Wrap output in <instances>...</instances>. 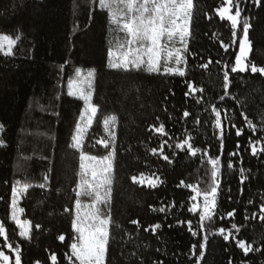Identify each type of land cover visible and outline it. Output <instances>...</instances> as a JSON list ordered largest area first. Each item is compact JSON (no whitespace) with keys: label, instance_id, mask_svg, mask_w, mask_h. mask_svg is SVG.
<instances>
[{"label":"trees","instance_id":"1","mask_svg":"<svg viewBox=\"0 0 264 264\" xmlns=\"http://www.w3.org/2000/svg\"><path fill=\"white\" fill-rule=\"evenodd\" d=\"M221 5L222 0H198L193 20L195 39L189 44L193 55L188 57L187 75L180 77L108 68L111 39L108 17L106 12L93 9L90 0L87 4L85 0H0V34L20 37L13 57L0 55V123L5 125L3 139L7 145L0 147V197L4 198L0 201V221L5 222L10 242L22 247V264H33L36 260L51 264L48 259L51 254H56L62 264H68L64 253L70 252L67 245L74 235L73 217L63 209L73 207V189L79 180V153L71 147V137L83 102L67 96L66 86L70 79H75L76 68L96 72L93 103L99 111L86 135L85 152L97 157L108 154L96 141L107 135L103 119L109 115L118 118L111 200L114 225L107 264H138L140 258L144 264L159 260L164 264H194L196 257L190 248L198 238L187 231V224L180 225L177 221L191 220L195 229L199 212L187 210L195 203L191 200L195 192L191 187L178 185L184 181V185L206 189L211 183L208 157L219 156L222 165L212 231L218 232L223 227L232 231L236 239L259 243L264 223L244 217L259 213L264 203V156L253 157L248 148L250 135L264 141V77L232 73L234 91L230 92L237 99H219L222 64H234L238 53V46L228 53L220 46L221 41L229 44L231 40L230 22L221 20L215 12ZM242 7L244 14L253 17L250 60L264 66V6L254 7L248 0ZM208 59L213 61L208 69L198 67ZM221 59V64L215 63ZM185 80L205 88L204 94H196L203 95L201 104L185 96ZM211 104L226 109L231 122L244 130L240 136L235 129L226 132L222 153L214 135L218 130L214 127V114H210ZM185 110L198 115L201 124H194L191 117L183 118ZM242 111L256 124V132L247 128ZM161 123L168 136L150 130ZM186 134L194 138V146L207 149L208 157L201 159L199 153L191 157L175 147ZM165 140L168 143L164 145V154L173 159L171 165L159 154V146ZM152 148L158 149L157 155H152ZM234 151L239 155L230 156ZM229 162L235 167L228 168ZM241 167L250 170L246 171L249 179L243 184ZM46 175L51 180L48 188L35 187ZM133 176L158 178L163 183L155 188L142 186L132 181ZM17 180L34 185L20 200V207L24 208L22 218L33 224L31 242L19 235L20 229L10 218L11 187ZM160 207L165 208V213L153 211ZM232 210L236 215L229 218L227 213ZM134 219L143 227L160 223L162 228L153 235L143 227L138 230L130 223ZM232 223L241 226L238 234L231 229ZM35 224L42 228L37 231ZM61 234L66 237L63 243L57 239ZM4 244L0 236V250L8 253ZM260 247L264 248V244ZM132 252L137 255L131 256ZM229 261L264 264V256L257 253L255 259L251 254L245 257L234 239L225 241L220 235L210 236L205 260L200 264H229Z\"/></svg>","mask_w":264,"mask_h":264},{"label":"snow or ice","instance_id":"2","mask_svg":"<svg viewBox=\"0 0 264 264\" xmlns=\"http://www.w3.org/2000/svg\"><path fill=\"white\" fill-rule=\"evenodd\" d=\"M89 0H85L87 4ZM90 3L95 10L106 12L108 17V33L111 36L109 40L108 62L107 67L115 70L128 71H147L148 73L180 76L187 75L188 57L193 55L190 52L189 44L195 39L193 34V20L197 16L198 0H90ZM248 0H222V5L215 9L221 20L230 22L231 40L229 44L220 42V46L225 53L229 52L230 48L235 49L238 46V54L234 56V64L223 62L222 64V94L219 99L225 100V97L237 99L232 96L230 89L234 91L232 73H250L253 76L260 74L264 77V66H257L250 60L252 50V40L249 37L250 30L253 29V17L245 13L243 4H247ZM254 7L260 8L262 0H251ZM91 15L89 19H91ZM209 20L211 16L207 17ZM123 34L121 36L120 34ZM239 33V35H238ZM20 39L19 35L15 38L11 35H0V55L4 57H13L16 53L17 42ZM237 40L239 41L237 45ZM213 63L211 59L207 62L198 65L201 69H208ZM216 64H221V60H216ZM95 69H90L86 73L80 69H75V79H70L68 82L67 96L83 102L82 112L78 116V120L74 125V134L71 137V147L79 153V180L76 187L73 189L75 199L73 207H64L63 212L73 217L71 225L74 235L71 237V243L67 245L70 252L64 253V258L68 264H107L108 246L111 238V230L114 221L111 216V200L114 181V159L116 156V141L117 133L115 131L118 125L116 115H109L103 119V130L107 134L105 137L97 140L98 145H102L108 154L103 157L85 152V136L88 130L92 127L94 119L97 116L99 108L93 101ZM187 91L185 96H191L197 104H201L204 97L196 95L197 93L204 94L205 88L196 86L191 80H185ZM210 91V90H209ZM174 94V93H173ZM208 111L209 109H205ZM210 114H214V127L218 130L214 133L219 140V151H223V142L226 132L235 129L237 136L243 135L244 130L237 128L235 123L231 122L232 117L228 115L226 109H222L215 104L210 105ZM56 115H59L58 113ZM183 118H192V122L196 125L201 124L198 115H194L188 110L183 112ZM244 123L250 132H256V124L245 112H241ZM159 119V118H157ZM228 123H225V121ZM264 124V121H262ZM150 130L168 136L163 123L158 126L153 125ZM5 125L0 123V147H6V142L3 139ZM168 142L164 141L159 146V154L168 164H173L174 161L169 155L164 154V145ZM175 147L181 151L196 157L200 154V158L208 157L207 149L194 146V138L191 134H186L183 141L176 144ZM237 149L240 145L237 143ZM248 148L253 157L260 158L264 156V141L257 136L255 139L248 138ZM247 150V149H246ZM152 155L158 154L157 148L151 149ZM230 156H238L239 152L234 151ZM46 159V157H45ZM208 162L211 164V183L206 189H199L192 185H184L181 181L179 186L191 187L195 192L191 196L192 201H197L198 197H203L201 203H193L187 210L192 213H198V223L193 228L191 220H179L180 225L187 224V231L191 236L197 237L198 241H194L190 251L196 257L194 264H200L205 260V254L208 248V240L210 236L220 235L223 240L228 241L230 238L235 240L236 246L242 251L245 257L255 259L256 254L264 256V248L260 247L264 244V234L259 241H248L244 238L236 239L232 231H226L221 227L218 232H213L215 226L213 217L217 215V199L219 195L220 184V169L222 167L219 156L208 157ZM242 163V161H241ZM228 168H234L231 162L227 164ZM246 170L243 167L239 169L240 183L249 179L246 175ZM134 183H144V178L133 176ZM51 183L49 176L43 178V182L35 185L39 189H47ZM149 186L155 188L163 181L149 180ZM34 185L31 182H21L17 180L15 185L11 187L10 204L11 221L20 229L19 235L25 240L31 242L33 239V224L30 220H21L20 215L24 212V208L19 207L20 198L23 197ZM50 190V189H49ZM243 191V190H241ZM87 198L89 202H85ZM4 198L0 197V201ZM253 203V201H249ZM175 207V204L171 205ZM153 211L165 213V208L160 207ZM235 210L227 213L229 218H234ZM224 216L221 215L220 219ZM245 220H259L264 223V203L260 205L259 213H253L251 217L245 216ZM207 222V223H206ZM139 230L143 226L139 220L130 221ZM171 227V225H169ZM34 228L39 231L42 225L35 224ZM160 223H155L147 227H143L145 232L151 231L153 235L157 230L161 229ZM241 226L235 223L231 224V229L235 233L240 232ZM129 240L132 239L131 234ZM0 236L4 238V247L8 249V254L4 250H0V264H22V247L14 245L10 242V237L4 221H0ZM65 235L57 236V239L63 243ZM197 248L199 254L197 255ZM159 251V249H157ZM131 256L135 257L136 252H132ZM51 264H62L58 261L56 254H51ZM33 264H41L40 260H36ZM138 264H144L140 258ZM153 264H164L162 260L153 261ZM206 264V262H205ZM231 264V261H229ZM242 264H245L242 261Z\"/></svg>","mask_w":264,"mask_h":264},{"label":"rangeland","instance_id":"3","mask_svg":"<svg viewBox=\"0 0 264 264\" xmlns=\"http://www.w3.org/2000/svg\"><path fill=\"white\" fill-rule=\"evenodd\" d=\"M0 35H3V34H0ZM252 51V50H251ZM238 54V53H237ZM251 54V53H250ZM83 70V69H82ZM85 73L88 71V70H83ZM67 90H68V84H67ZM93 102V101H92ZM97 115H98V113H97ZM96 118H97V116H96ZM96 118L94 119V122H95V120H96ZM94 122H93V124H94ZM93 126V125H92ZM91 129V128H90ZM89 129V130H90ZM88 130V131H89ZM88 133V132H87ZM87 135V134H86ZM85 138H86V136H85ZM137 178H140V177H137ZM143 178H144V183L143 184H140V183H138V184H140V185H142V186H148V187H150L149 186V183H148V181L149 180H156V178H153V177H146V176H143ZM22 198V197H21ZM21 198H20V200H21ZM199 199H202L203 200V197H198L197 198V201H195V203H201L200 202V200ZM84 200H85V202H89L88 200H87V198H84ZM202 204V203H201ZM19 207H20V201H19V205H18ZM20 219L21 220H24L23 218H22V214L20 215ZM18 227V226H17ZM6 254H8L7 252H5Z\"/></svg>","mask_w":264,"mask_h":264}]
</instances>
